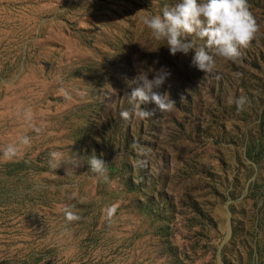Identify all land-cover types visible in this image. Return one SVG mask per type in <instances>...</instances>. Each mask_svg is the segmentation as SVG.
Returning a JSON list of instances; mask_svg holds the SVG:
<instances>
[{"label":"rangeland","instance_id":"rangeland-1","mask_svg":"<svg viewBox=\"0 0 264 264\" xmlns=\"http://www.w3.org/2000/svg\"><path fill=\"white\" fill-rule=\"evenodd\" d=\"M178 2L0 0V264H264V0L212 74L142 23ZM150 67L176 107L122 119Z\"/></svg>","mask_w":264,"mask_h":264},{"label":"clouds","instance_id":"clouds-1","mask_svg":"<svg viewBox=\"0 0 264 264\" xmlns=\"http://www.w3.org/2000/svg\"><path fill=\"white\" fill-rule=\"evenodd\" d=\"M141 20L157 41L166 40L173 56L177 53L188 55L194 51L191 66L206 74L216 72V56L233 63L238 62L242 55L240 49L247 48L260 29L250 11L248 0H179L170 7H164L162 15L149 14L141 17ZM188 36L205 40L206 43L197 46L195 39L188 40ZM149 73H154L153 78L149 79ZM170 75L164 68L155 70L150 67L147 71L141 68L131 81L125 78L126 85L132 89L129 97L132 108L122 111L121 118L130 120L133 115L141 119L151 118L156 109L146 110L141 107L149 103H154L161 113L171 112L176 107V102L171 100L167 93L161 95L154 91L161 88ZM183 99L181 97L182 101ZM229 102H234L237 110L242 111L248 101L242 96ZM22 143L28 145L30 141L24 137ZM14 151L15 149L9 147L8 152ZM51 155L55 162L54 167L57 168L63 156L58 152ZM88 163L90 171L95 173L98 179L105 183L109 181V170L103 159L93 155ZM64 211L68 222L82 218L72 208L66 207ZM114 212V207L109 209V215Z\"/></svg>","mask_w":264,"mask_h":264}]
</instances>
